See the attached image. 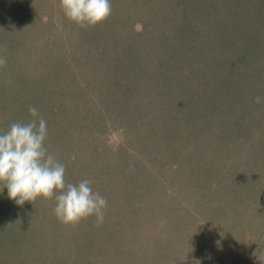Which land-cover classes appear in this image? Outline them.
Returning <instances> with one entry per match:
<instances>
[{
    "label": "rangeland",
    "instance_id": "374dc122",
    "mask_svg": "<svg viewBox=\"0 0 264 264\" xmlns=\"http://www.w3.org/2000/svg\"><path fill=\"white\" fill-rule=\"evenodd\" d=\"M110 2L106 21L82 28L59 0H0V132L48 106L60 128L45 147L66 183L89 179L107 200L102 224L65 225L54 198L19 206L0 182V264H261L262 0ZM91 43L119 59L87 65ZM49 72L73 86L43 103ZM218 102L230 107L217 144L200 127ZM225 237L221 253L211 241Z\"/></svg>",
    "mask_w": 264,
    "mask_h": 264
},
{
    "label": "clouds",
    "instance_id": "9594fccd",
    "mask_svg": "<svg viewBox=\"0 0 264 264\" xmlns=\"http://www.w3.org/2000/svg\"><path fill=\"white\" fill-rule=\"evenodd\" d=\"M64 16L82 28L95 27L112 13L110 0H59ZM6 60L0 58V66ZM261 102V97H256ZM32 120L16 122L0 132V182L7 188L8 198L17 205L31 203L38 197L54 198V214L65 225H76L95 216L102 224L107 200L93 192L89 179L78 184L66 183V167L45 147L47 122L35 108L29 109ZM264 264V252L253 253ZM199 264V261L196 262Z\"/></svg>",
    "mask_w": 264,
    "mask_h": 264
},
{
    "label": "trees",
    "instance_id": "16d2710c",
    "mask_svg": "<svg viewBox=\"0 0 264 264\" xmlns=\"http://www.w3.org/2000/svg\"><path fill=\"white\" fill-rule=\"evenodd\" d=\"M263 4H264V0H262V3H260V7H262L261 5H263ZM240 8H239L240 12L243 13L244 10L241 11ZM243 8H246V7H243ZM14 22H16L15 19H14ZM248 28H249V26H248ZM85 47L86 48H85V51H84V53H85L84 55H86V60L85 61H86V63H88L87 65L91 64L92 66H96V68H97L98 65H100L99 62H101L105 57L107 58L108 61L119 59V57L116 55L117 54L116 52H118V51L115 50V45L112 46V47L110 45H107L105 47L103 44L91 43V44L85 45ZM4 48H5V45H2L0 43V52L2 54H3ZM22 50H23V48H22ZM120 51H122V50L120 49ZM25 54H28L27 48L25 50ZM84 55L82 53V57ZM23 59H24V57H23ZM52 70L55 72L57 70V67H55ZM47 78L49 79L48 82H47V88H48L47 90H49L50 93H49V95L46 94L47 96H45V95L43 96V100H42L43 103L47 102L46 101L47 97H49L53 92H55V91H64V89H65L64 85H67L69 90H72L70 87L73 86V84H72L71 80L69 79V77L66 78V76L65 77L55 76L54 74H51L49 72V75H48ZM69 90H66V91L69 92ZM229 107H230V105L228 106L226 103H224L223 105L219 103V105L217 107H215L217 112L214 113V116H215V120H217V121H215L214 125L211 124V122H213V119H211L212 121L209 119V123L208 124H207V122H205V120L203 121L205 127L204 126H202V128L200 127V132H201V130L203 131V129L205 128V133L206 134L207 133H211V136L216 138V139L213 138L214 139L213 142H216L217 144L221 143L218 140L221 132L226 134V132L221 127V125L223 123H218V120L221 121V122H225V119L227 118V116H229L228 115ZM37 108L36 109H37L38 113L40 114V116L43 117V119L47 122V130L48 131H49V127L53 128L52 127L53 124L58 125V128H60V125L52 120L53 118H52V116H50V114L48 112V109H47L48 106L40 107V105H39V106H37ZM231 113H233V109H231ZM21 116H23V115H21ZM31 120H32V117H31ZM165 121H166V123L170 122L169 114H166V120ZM62 122H63V125L61 126V131L63 130L64 127L67 128L66 123H65V119L62 118ZM216 123H218V124H216ZM199 126H200V123H199ZM64 133H66V132H64ZM64 133H61V134H64ZM149 135H151V132H149ZM50 141L52 143L55 142L54 140H50ZM225 240H226V237H225L224 241H219V240L218 241H211V243H214L212 245V247H216V249H218L220 252L223 251L218 245L220 243V244H223V246H226V248H228V245H227V243H225ZM207 244H208L207 247H208L209 251H210V249L213 250L212 248L209 247V245H210L209 241L207 242ZM231 244L232 243H230V246H231ZM209 254H210V252H209Z\"/></svg>",
    "mask_w": 264,
    "mask_h": 264
}]
</instances>
